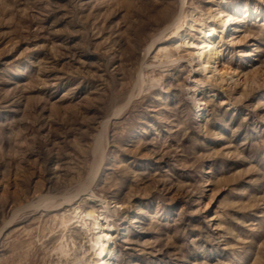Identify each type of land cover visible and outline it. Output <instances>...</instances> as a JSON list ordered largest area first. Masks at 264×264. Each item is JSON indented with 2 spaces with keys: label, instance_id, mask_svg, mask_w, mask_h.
<instances>
[{
  "label": "rangeland",
  "instance_id": "obj_1",
  "mask_svg": "<svg viewBox=\"0 0 264 264\" xmlns=\"http://www.w3.org/2000/svg\"><path fill=\"white\" fill-rule=\"evenodd\" d=\"M183 1L0 0V264H264V0Z\"/></svg>",
  "mask_w": 264,
  "mask_h": 264
},
{
  "label": "bare ground",
  "instance_id": "obj_2",
  "mask_svg": "<svg viewBox=\"0 0 264 264\" xmlns=\"http://www.w3.org/2000/svg\"><path fill=\"white\" fill-rule=\"evenodd\" d=\"M183 2L184 1L182 0V3ZM185 12L186 11L183 10L173 20H170L169 15H167L166 11L163 12L161 17L158 18L160 19L159 20L160 24L161 23L165 24L162 32L160 33V37L157 41L158 44L159 42H164L161 40L167 36L168 32L171 29H173L175 35L177 34L178 37H180V45L175 46L176 51L179 50V48H182L185 51H188V50L198 51L196 55H198L197 59L199 60V62L197 63L196 66L201 67L202 71L207 70L208 67L211 70L216 71V66H215L216 62L214 61L213 57L215 56L217 52L215 53V50L213 49L214 42L212 41L213 36L217 33V30L214 27V24H215L214 21L219 23L218 25L219 28H223L224 26H227L229 24V21L231 20L232 16L231 15H221L220 18H217V15L215 13L208 12L207 17L210 19V25L208 26L209 29L208 31H205L203 33L202 41L195 42V41H192V38L190 36L188 37V36H184L183 34H180L179 30H181V28H183L184 25L187 26L189 31L190 29H193L192 28L193 24L186 23V19H188V15H186ZM218 12L219 14L221 13V11H218ZM187 38H190V39L187 41ZM161 50L165 54L164 57L167 58L169 61H171L170 59L174 57V55L170 54L169 50H167L166 48L165 49L162 48ZM188 55L190 56V58H188L187 61L189 63H192L194 60V58H191L193 54L191 52H188ZM176 59L177 57L174 60ZM103 209L105 211H100L101 213L97 214V211H95L93 206H91L89 207V210L87 211L80 210L77 213V218L81 221L80 222L81 225L86 227L87 229L86 231L90 232L89 236L91 238H89L90 240L89 239L88 240L91 242L90 249L94 250V253H93L94 258L91 264H115L116 263L114 259V255H113V244L114 243L113 244L110 243V239H111L110 232L112 231V223L111 224L105 223L104 220L107 221V218L109 217L108 215H106V212L109 213L110 216H113L114 214H116L117 209L114 208L113 210H108V204H105ZM79 220H77L78 223H79ZM102 220L104 223L102 222Z\"/></svg>",
  "mask_w": 264,
  "mask_h": 264
}]
</instances>
